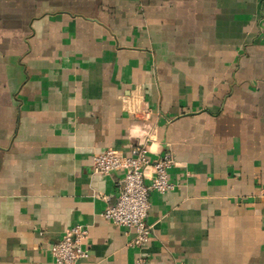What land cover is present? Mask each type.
Returning a JSON list of instances; mask_svg holds the SVG:
<instances>
[{
  "label": "crops",
  "instance_id": "obj_1",
  "mask_svg": "<svg viewBox=\"0 0 264 264\" xmlns=\"http://www.w3.org/2000/svg\"><path fill=\"white\" fill-rule=\"evenodd\" d=\"M138 144L175 158L143 249L93 166ZM76 224L77 264H264V0H0V264Z\"/></svg>",
  "mask_w": 264,
  "mask_h": 264
},
{
  "label": "built area",
  "instance_id": "obj_2",
  "mask_svg": "<svg viewBox=\"0 0 264 264\" xmlns=\"http://www.w3.org/2000/svg\"><path fill=\"white\" fill-rule=\"evenodd\" d=\"M149 147L138 144L131 148L129 154L116 149H108L93 156L94 172L109 174L122 172L119 182L120 194L117 203L108 207L102 216L117 226L135 231L130 246L143 249L150 243L152 226L148 223L151 208L150 192L155 190L164 194L175 187L170 178V169L175 164L171 153L162 158L149 161ZM151 167V182L146 183V169ZM88 235V228L81 224L71 226L62 238L50 248L55 264H77L79 260L89 257L83 246ZM137 264H152L150 258L140 256Z\"/></svg>",
  "mask_w": 264,
  "mask_h": 264
}]
</instances>
